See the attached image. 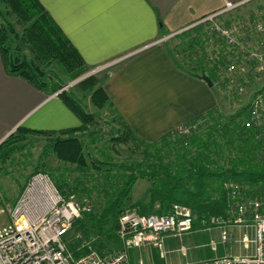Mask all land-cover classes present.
I'll list each match as a JSON object with an SVG mask.
<instances>
[{
	"label": "trees",
	"instance_id": "trees-1",
	"mask_svg": "<svg viewBox=\"0 0 264 264\" xmlns=\"http://www.w3.org/2000/svg\"><path fill=\"white\" fill-rule=\"evenodd\" d=\"M9 14L18 17L16 20L21 33L9 21ZM225 24L231 25L227 21ZM202 36L196 32L182 42L186 53L180 46L177 50L183 56L181 62L184 67L199 77L200 74H207L220 96L215 108L187 122L192 125L202 119L207 124L199 126L198 131L190 136H178L174 130L156 141H145L128 129L126 122L116 114L108 141L112 147L132 143L131 154L139 152L143 156L141 159L129 156L118 162L105 152H102L104 159H93L90 158L88 143L83 142L81 137H50L55 133L23 127L0 144V162L5 163L22 152L30 134L47 136L51 139V150L59 160L75 166L82 177L90 175L89 182L92 181L95 187L81 177H77L81 182L67 191L58 187L66 196L75 193L80 198L90 197L95 203V210L84 212L65 238L68 250L74 256L80 257L91 249L105 254L120 248L122 241L117 232L119 217L127 209H135L141 214H167L174 204H180L189 207L196 220L208 222L211 216L227 215L231 205L225 187L227 182L236 181L251 187L264 185V138H257V132L244 124L245 118L249 117L250 103L229 114L222 109L221 98L228 97L227 89L215 85L216 67H209L195 53L197 47L205 50ZM14 41L16 44L13 46ZM0 54L8 74L22 77L33 86L54 93L64 84H55L50 90L52 80H49L44 68L54 64L64 65L61 70L71 73V77L80 75L84 70L78 51L38 0H0ZM221 58L226 57L222 55ZM81 85L90 94L94 105H110L109 97L97 79H87ZM59 95L80 118L82 125L78 130L96 123L94 114L86 111L75 91L65 89ZM227 101L235 106L232 98ZM103 134L99 129L87 132L95 144L104 138ZM43 165H36L29 176L37 172L48 173ZM95 172L98 180L93 174ZM141 181H144L145 188L138 192ZM94 193L96 197H93ZM16 200L17 197L13 199V204ZM75 242H80V245Z\"/></svg>",
	"mask_w": 264,
	"mask_h": 264
},
{
	"label": "crops",
	"instance_id": "crops-1",
	"mask_svg": "<svg viewBox=\"0 0 264 264\" xmlns=\"http://www.w3.org/2000/svg\"><path fill=\"white\" fill-rule=\"evenodd\" d=\"M38 1L84 65L115 62L104 83L110 101L107 108L140 139L156 141L218 105L220 94L201 74L193 75L184 67L177 44L187 39L190 31L200 32L196 29L199 25L186 28L222 9L226 0ZM172 34L169 43L162 40ZM81 125L60 95L8 74L0 54V144L19 127L52 131L58 136L77 131ZM87 139L89 146L92 142ZM144 184L141 181L138 187ZM194 221L193 229L183 236L165 237V257L157 247L146 245L128 249L126 264H184L232 255L223 247L229 250V243L221 241L219 227L208 230V222ZM230 229L234 237L240 227ZM212 241L217 242L216 249Z\"/></svg>",
	"mask_w": 264,
	"mask_h": 264
},
{
	"label": "built area",
	"instance_id": "built-area-1",
	"mask_svg": "<svg viewBox=\"0 0 264 264\" xmlns=\"http://www.w3.org/2000/svg\"><path fill=\"white\" fill-rule=\"evenodd\" d=\"M247 1L227 0L222 9L201 19L197 24H205V21L207 24L208 19L212 21L209 22L213 23L209 33L222 41L223 46L219 49V43L212 41V45L205 43L204 51L197 47L195 53H206L208 60H205V64L216 67L215 85L227 89L230 99H241L238 103L240 106L245 102L250 103L249 117L245 118L244 124L257 132V138H264V82L261 86L254 83V79L259 80L264 76V23L247 22L249 29L236 32L231 25L221 21L224 13ZM201 40L206 41L204 36ZM182 50L186 53L184 47ZM222 55L226 58L222 59ZM65 88H61L57 94ZM206 125L202 119L192 125L182 123L175 133L190 136L198 131L199 126ZM263 186L227 182L225 187L231 200L227 215H214L208 221L207 229L219 227L221 241L226 245L234 239L230 227L243 228L241 242L247 250L246 254L216 256L184 264H264ZM94 209L95 203L90 197L80 198L75 193L64 195L50 174H32L10 208L9 222L0 224V264H126L128 249L146 245L157 247L165 257V237L183 236L193 229L195 219L193 211L180 204H174L167 214H141L135 209H127L119 217L117 232L122 241L120 248L105 254L91 249L87 254L75 258L68 250L65 238L73 223L84 212ZM212 246L216 249L217 242L212 241ZM250 249L252 252H248ZM182 251L186 254L185 248ZM140 264H144L143 261Z\"/></svg>",
	"mask_w": 264,
	"mask_h": 264
},
{
	"label": "rangeland",
	"instance_id": "rangeland-1",
	"mask_svg": "<svg viewBox=\"0 0 264 264\" xmlns=\"http://www.w3.org/2000/svg\"><path fill=\"white\" fill-rule=\"evenodd\" d=\"M16 18L18 19V17H14L11 14L8 15L9 21L11 20L12 23L16 26V29H18V31L21 33L20 31L21 27L18 25ZM221 18H222L221 21L230 22L233 29H236V32H238L239 29H246V28L249 29L250 26H247V22L248 23H255V22L264 23V0H249L243 5L239 6L238 8L224 13V15ZM208 20L209 22H212L210 19ZM209 22L207 24H206V21H205V24L201 22L203 23V26H201L202 25L201 23H199L201 25L195 23L194 29H195V26L199 25V28H196V29H199V30L201 29L200 33L204 35L205 40L207 41V42L205 41V43H209L210 45H212V41H214L216 43H219L218 48L220 49L221 46H223V43L211 33L209 35L210 29H212V25H213V23H209ZM188 29L190 30L193 29V25ZM190 32L191 34L189 36L193 35L194 30ZM172 36H174V34L166 35L165 37H163L162 40H165V43H169V41H171L169 38ZM207 36H209L210 39ZM183 41L184 40H181L177 44L178 46L181 47V49L183 47L182 45L184 44L182 43ZM15 44L16 42L14 41L12 45L14 46ZM209 46L208 48H211ZM199 54L196 53V55L200 58V61L203 60L204 62L205 60H208L207 57L204 58L203 56L204 53H199ZM114 64L115 62L108 63L106 65H101V66H95V67L86 66L83 64L84 65L82 66L84 67L83 72L76 77H71V73H68V72L63 73L61 68H63L64 65L54 64V66L52 65V66H47L46 68H44L45 71H47L46 74L48 75L49 80H52L50 83V88H49L50 90L55 86V84H60V85L64 84L63 87L64 88L66 87L65 89H72L73 91L78 90L75 93L77 97L80 99L79 101L82 102V104L85 106L86 111L93 113L96 118L95 119L96 123L92 124L91 126H88V128L86 129H79L74 132L58 134V136L55 134H52L50 135V137L54 136V137L63 138V137L76 136V137H81L82 141L87 144L89 140L87 139L89 138V136L87 135V132H89V130L92 131L94 129H99V130H102V132L104 133L103 134L104 138H100V139L98 138L99 141L96 144L91 141L92 143H90L88 146V150L91 155L90 158L104 159L105 156L102 155L103 154L102 152H105V155L111 154L115 158V160L118 162L128 159L129 156L130 157L132 156L136 159H141V157H143L141 153L138 152L136 154H131L130 150L133 149L132 143H128V144L121 143V145L117 144L114 147L111 146V143L108 140L110 139V134H111L110 131L112 130V127L115 125L114 117H116V114H114L112 111H109V109L107 108L109 107V105L106 107H98L94 105L92 103L90 94H88L87 90L84 89L81 85L83 81L90 79V78H94V79H97L104 88V83L108 79V75H110V72H111L110 70ZM263 82H264V76L262 79H259V80L254 79V83H256L255 86H261ZM60 93H58V95ZM227 99L229 100L230 96H228L227 98L225 97L221 98L222 104H223L222 109L225 110L226 114H229V112L230 113L234 112L237 108H239L240 104L238 103L239 101H241V99L234 97L233 100L236 101L235 102L236 105L234 107L233 105H230L228 103ZM177 127H175L174 130H176ZM79 132L84 135H81V134L77 135L76 133H79ZM50 141L51 139H48L47 136L39 135V134H30L28 136V140L25 141L26 146L22 150V152L16 153L13 156V158H11L9 161L5 163L0 162V224L9 222V212H10L11 206L13 205V199L16 198L17 195H19L22 187L27 181V178L32 173L35 166L40 163L44 164L43 166L47 169V172L51 175L56 185L58 187H61L65 191H67L70 187L75 185V183L81 182V179L84 181H88L87 183L89 185L93 183L92 181L89 182L90 175H88V177L86 178L84 176L82 177L81 174L76 171L75 166L71 165L70 163L59 160L55 156L53 151L51 150ZM93 174L94 176L97 177L96 172ZM77 177L79 178L81 177V179ZM74 179H76L77 181H75ZM97 180H98V177H97ZM93 186L95 187L94 183H93ZM144 186L138 187V192H141V190L144 189ZM93 197H96L95 193L93 194ZM229 230L231 231L232 229H229ZM243 233H244L243 228H240V230L236 229V232H234V239H231V241H229V250H227L225 246L223 245L224 249L227 252H229V254L241 255V254L247 253V250L243 248V244L241 242ZM75 243L78 246L80 245V242H75ZM74 257L76 258V256Z\"/></svg>",
	"mask_w": 264,
	"mask_h": 264
},
{
	"label": "water",
	"instance_id": "water-1",
	"mask_svg": "<svg viewBox=\"0 0 264 264\" xmlns=\"http://www.w3.org/2000/svg\"><path fill=\"white\" fill-rule=\"evenodd\" d=\"M201 78L205 80L209 86H213V81L207 74H202Z\"/></svg>",
	"mask_w": 264,
	"mask_h": 264
}]
</instances>
